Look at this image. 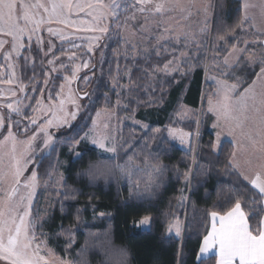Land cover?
<instances>
[{
	"label": "trees",
	"instance_id": "obj_1",
	"mask_svg": "<svg viewBox=\"0 0 264 264\" xmlns=\"http://www.w3.org/2000/svg\"><path fill=\"white\" fill-rule=\"evenodd\" d=\"M242 17L240 0H217L213 29L210 39L208 38L209 58L207 48L199 52L193 62L194 70L179 77L183 82L179 89L174 86V78L164 80L156 73V70L163 69L164 65L177 58V54H164L160 57L153 54L146 59L119 62L123 72H131L133 85L128 94L121 95L126 109L118 113L119 120L128 116L142 121L145 113L150 118L149 129L161 130L159 133L146 134L140 129L125 125L119 135L117 163L124 164L128 156L132 155L135 163L145 170L140 176L133 177L134 180H139V188L132 186L115 167L110 172L90 175L89 166L97 163L99 152L79 143L78 152L82 154V158L73 159L68 154L72 137L67 134L57 137L59 147L54 153L36 161L40 186L48 184L52 187V177L63 171L66 164L62 191L50 190L58 201L51 218L44 226L58 258H68L72 264H216L215 258L198 262L203 238L209 232V214L216 211L223 215L229 207V201L240 195L250 222L254 215L264 216V212L259 211L262 202L254 190H244L237 194L230 188L229 182L233 185L240 183L238 178L228 174L229 169L226 167L233 148L230 143H225L222 152L214 154L210 147L214 144V137L209 131L212 120L209 115L205 116L190 190L187 182L191 177V154L172 143L165 131L166 128L193 130L192 123L181 125L170 119L182 106L197 111L206 91L212 97L215 88L204 84L206 65L209 67L208 71L211 70L216 77L227 83L239 81V89L254 79V68L244 59L234 69H225L222 63L216 66L213 62L223 59L231 42L238 41L237 46L242 47L243 41L251 38V29L243 32L238 27ZM220 36L224 39H218ZM217 46L224 48L218 56L214 55L219 51ZM26 47L29 46L26 44ZM43 61L42 54L35 45L25 50L19 59L21 80L29 89L27 100L31 101L26 119H30L42 93L46 70ZM225 71L227 75L222 74ZM62 84V77L54 79L53 97L58 95ZM35 85L37 86L33 92L31 87ZM109 99V109H112L116 96L111 95ZM171 100L175 102V106L169 116L171 108L169 109L168 103ZM105 102L104 96L99 95L98 102L90 105L89 115L77 125H82L83 122L89 127L90 116L104 109ZM15 130L21 136L20 130ZM83 131H87V128L82 127L81 135ZM147 135L158 137L149 141V149H145L141 143V137ZM121 145L124 147L121 148ZM153 166L159 167L162 173L153 172ZM149 180L151 182L146 183ZM187 188L188 201L183 204ZM253 200L256 203H252ZM145 216L150 217L148 232L137 229V224ZM175 222L183 225L184 234L181 239L168 236V228Z\"/></svg>",
	"mask_w": 264,
	"mask_h": 264
},
{
	"label": "snow or ice",
	"instance_id": "obj_2",
	"mask_svg": "<svg viewBox=\"0 0 264 264\" xmlns=\"http://www.w3.org/2000/svg\"><path fill=\"white\" fill-rule=\"evenodd\" d=\"M194 8L197 15L201 12L206 13L208 10V6L197 7V0H35V2L0 0V37L10 38V41L0 39V51L6 43H10V50L5 54V59H11L13 53L19 56L20 50L25 47V38L31 41L33 34L40 31L42 25L53 23L75 27L78 31L99 32L101 36L89 37V53L93 51L92 42H98L103 34L108 33L109 23L130 33V35L122 36V39L134 52L139 43L145 40H154L159 43L160 40L172 39L176 43L182 42L185 47L192 43L199 49L200 41L195 34L183 31V26L178 31L166 23L168 20H175L176 24L180 25L181 21H187L193 16ZM242 11L243 17L238 27L243 32L251 29V38L245 39L242 47L237 46L238 41L231 42V47L224 52L223 59L213 62L216 66L222 63L224 68L228 69L233 67V62L244 59L250 67L254 68V79L239 90V81L233 84L217 81L219 85L217 95L220 98L215 105L211 98L208 100V111L215 113L217 117L213 125L217 129L215 143L210 147L214 152H222V137L225 138L224 142L232 144L233 150L228 157L226 167L229 169L228 174L238 178L240 183L233 185L229 182V186L237 194L244 190H254L262 202L259 211L264 212V0H243ZM81 13L90 17L91 20L79 19ZM137 13L143 17L141 23H136ZM176 14H179V18ZM73 15L77 17L76 20L72 19ZM122 15L123 23H121ZM150 17L157 22L156 27L159 31L155 35L145 36L144 33L152 32V29L148 27ZM129 22H132L131 26ZM206 30L207 22L205 21V27H202L200 32L203 34ZM47 31L50 34H59L51 27ZM60 38L67 37L61 35ZM218 39L223 40L224 37L220 36ZM40 40L41 38L37 36V42ZM95 46H98V43ZM217 47L219 51L214 53L216 56L220 54V51H224L223 47ZM144 51L147 52L148 49L145 48ZM181 55H187V53L182 52ZM83 67L87 68L88 64L85 63ZM177 67L169 69L166 64L164 70L171 72L177 70ZM255 68H258V71H255ZM222 74L227 75V72ZM84 79L87 83L88 78ZM4 82L12 84L13 80L9 78ZM19 90L23 92L24 86L20 85ZM11 95L15 96L16 91H11ZM84 95L86 96L87 93ZM20 103L21 101H16L4 105L10 113L9 121L12 119L11 113L27 117L26 113L21 112ZM72 103L76 104V101L73 100ZM63 105L64 101H60V107L57 110L63 115L53 114V118L48 119L45 125L39 126V130L31 140L34 141L37 135L43 133L41 150L47 149V154L50 156L57 150L59 143H53V137L47 128L66 126L70 130L67 135L72 137L69 141L70 151H74L81 141H90L100 150L97 154V163L89 166L90 175H95L97 172H110L115 167L132 186L139 188V180H134L133 177L140 176L145 170L135 163L133 156L129 155L124 164L117 163L119 160L117 144L111 142L114 137L101 134L89 135V133H96L100 113H96V119L91 121L90 128L83 122L82 125L74 127L69 123V119L76 120L79 105L77 104L76 111L71 113L67 112ZM5 121V116L0 114V129L7 131V136L0 142V261H5L6 264H50L48 256L41 255V245L35 243V221L30 218L32 201L39 186V177L33 170L22 181L21 177L30 161L25 160L24 164H21V155L16 148V137L10 130V123L8 128H5ZM31 124L36 125L37 120L31 118ZM82 127L87 128V131H83L81 135ZM103 127L107 128L108 124L105 123ZM141 128L146 134L161 131L159 128L149 129L148 125L144 124ZM165 131L168 137L179 139L181 144L186 143L187 139L193 136V133L184 132L182 129L166 128ZM195 136H199V124H197ZM157 138L155 135L142 136L141 143L145 149H149V141ZM159 138L163 139V137ZM9 141L12 142L11 148L6 151L5 145ZM120 147L123 148L124 145ZM30 150L31 141L27 142L25 153ZM75 155L82 158V154L78 151ZM5 157L8 160L7 164H5ZM153 172L162 173V170L153 166ZM150 182V180L146 181V183ZM65 196L67 198V194ZM241 201L242 197L236 195L229 201V207L223 215L216 211L209 214L212 221L211 231L204 236L203 246L199 251L201 254H207L215 250L214 258L217 264H264V216L254 215L250 222L249 214ZM252 203L256 201L253 200ZM149 222L150 217L147 216L140 221L142 225H148ZM168 231L172 232V226H169ZM180 235L181 230L177 226L175 236ZM60 264H67V262L61 261Z\"/></svg>",
	"mask_w": 264,
	"mask_h": 264
},
{
	"label": "rangeland",
	"instance_id": "obj_3",
	"mask_svg": "<svg viewBox=\"0 0 264 264\" xmlns=\"http://www.w3.org/2000/svg\"><path fill=\"white\" fill-rule=\"evenodd\" d=\"M35 2V0H32ZM241 7L243 6V0H240ZM208 6L206 13L201 12L200 14H195L196 9H193V16L187 21H181L180 25H177L175 20L166 21L169 27L175 28L178 31L181 30L183 26V31H190L195 34L200 41V48L197 49L194 44L189 43L187 47L181 42L176 43L174 40H160L157 43L154 40H145L139 43L137 50L132 51L127 44L124 43L122 36L130 35L129 32L118 29L114 24L109 23V31L106 34H103L102 38L98 42L93 43V51L89 53L88 48L90 44L89 37L101 36L99 32H85L78 31L75 27L65 26L64 24L53 23L51 25L44 24L41 26L40 31L33 34L32 40L28 41L25 38V47L20 50V55L17 56L16 53L12 54L11 59H5V54L10 50V43H6L2 51H0V114H3L6 118L5 128H8L9 123L11 124L10 130L16 137V148L18 154L21 155V164H24L25 160L30 162L27 165V170L23 173L21 177L22 181L29 176V174L37 168L36 161L42 158L48 157L47 149H42L43 143V133H40L36 136L34 141L31 140L32 136L39 130V126L46 124L48 119L53 118V114L56 116H62L63 113L57 111L60 107V101H64V109L71 113L76 111V105H79V114L77 115L76 120L69 119V123L74 127L77 125L86 115H89V107L92 104L98 102L99 95H103L106 99V104L104 109L97 111L100 113V118L98 120L99 127L96 129V133L101 135H109L114 137V142L118 146V138L121 134L125 125L132 126L134 128L140 129L141 125H148L150 118L144 113L142 121L137 117L130 118L125 116L122 121L118 118V113L121 110L126 109V105L122 103L121 95L128 94L132 89L133 85L131 83V72H123L119 67V62H126L129 60L136 61L138 59H146L153 54L160 57L164 54L176 55L171 63L168 64V68L172 69L174 66H178L177 70L166 72L163 69L156 70V73L163 78L164 80L174 78L175 88H181L183 82L179 77L185 76L187 73L194 70V60L197 59L198 54L203 49L210 48V37L213 29L214 18L216 14L217 0H197V7L203 8ZM149 7H151L149 5ZM131 11V9L129 10ZM179 18V14H176ZM72 19L76 20L77 17L73 15ZM81 20L90 21V17H86L83 13L80 14ZM143 17L137 13L136 23H141ZM205 21L207 22V30L205 33H201L200 29L205 27ZM124 22V16H121V23ZM132 22H129L131 26ZM157 22L154 18H149L148 27L152 29L150 33H144L145 36L155 35L159 28L156 27ZM51 27L54 30H57L59 34H50L47 29ZM63 35L67 37L66 39H61L60 36ZM37 36L41 38L40 42H37ZM0 39L9 40V37H0ZM183 40V37H181ZM210 39V38H209ZM209 42V44H208ZM98 43V46L95 44ZM26 44L29 46L26 47ZM35 45L38 50L41 52L43 57L45 70V79L42 83V93L38 99V102L31 112L30 119H26L24 115L17 116L15 113H11V121L8 120L10 115L9 110L4 107L9 102L15 103L16 101H21L19 107L22 113L30 108L31 101L27 97L29 89L22 83L21 80V71L19 59L23 56L25 50L29 49L30 46ZM147 48L148 51L145 52L144 49ZM62 50V51H61ZM158 52V54H157ZM182 52H186L187 55H181ZM48 53V55H45ZM195 53V55H193ZM210 51L208 49L207 58H209ZM55 57V59H53ZM49 61H52L51 63ZM113 61V62H112ZM32 64V60L30 61ZM87 63L88 67L85 68L83 65ZM224 66V65H223ZM53 68L55 70H53ZM208 65H206V76L204 84L208 87L213 86L214 80L213 77H216L214 73L208 71ZM56 77H62L63 84L61 85L58 95L53 97L52 88L54 84V79ZM85 77L88 78V82H85ZM12 78L13 83H5L7 79ZM219 79V78H218ZM221 80V79H220ZM223 81V80H222ZM230 84V83H228ZM24 86V91L19 90V86ZM113 85H116L113 87ZM37 85L31 87L35 90ZM214 87V86H213ZM239 87V86H238ZM16 91V95L12 96L11 91ZM205 90V87H204ZM205 92V91H204ZM87 93L85 96L84 94ZM117 93L119 95H117ZM111 95L116 96V101L114 102L113 108L109 109V97ZM51 96V99H49ZM84 98L81 99L80 97ZM208 96V97H207ZM211 97L209 92L206 91L203 95L201 106L197 111H194L186 106H182L179 109L177 114H173L170 119L173 122H179L181 125L192 123L193 130L184 132L193 133L192 137L187 139V142L181 144L179 139H172L169 137V140L172 143H175L181 150L190 153L192 157V170L191 177L188 179L187 187L190 190L192 173L196 166L199 144L202 138V132L205 124V116L210 114L208 111V100L206 98ZM75 100L76 104H73L72 101ZM119 100V103L117 101ZM169 109L171 108L168 115H171V111L175 106L174 101H170ZM96 112V113H97ZM96 113L90 116V120L96 119ZM31 118L37 120L36 125L31 124ZM139 122V123H136ZM107 123L108 127L104 128L103 125ZM197 124H199V136H195L197 131ZM91 127V122L90 126ZM19 129L21 136L18 135L15 129ZM181 129V128H179ZM49 134L53 137V143H59L57 137L59 135H65L70 130L64 127H53L49 126L47 128ZM7 136V131L0 129V142L4 140ZM28 136V137H26ZM23 137V138H22ZM31 141V150L25 153L27 147V142ZM11 141L5 145V150H10ZM83 146L91 147L98 152L100 150L91 142H80ZM63 145V144H62ZM61 145V146H62ZM78 145L74 151H68L69 155L73 156V159L78 158L75 155V152L78 151ZM8 163L7 157H5V164ZM66 164L63 166V171H61L57 176L52 177L53 185L38 186L36 189L35 196L32 201L31 208V219L35 221L34 224V233L36 236L35 243L41 245V255H47L50 261V264H60L61 261L67 262V264H72L68 258L60 259L55 254V249L51 244V237L48 233L45 232L44 226L51 218L58 198L51 195L50 190H56V192H61L64 182H65V173L64 170ZM188 188L186 189L183 195V204H186L188 201ZM23 193V189L21 190ZM179 226L181 230V235L177 238H183L184 230L181 223L174 224L172 226V232L168 236H175V229ZM0 264H6L5 261H0Z\"/></svg>",
	"mask_w": 264,
	"mask_h": 264
},
{
	"label": "crops",
	"instance_id": "obj_4",
	"mask_svg": "<svg viewBox=\"0 0 264 264\" xmlns=\"http://www.w3.org/2000/svg\"><path fill=\"white\" fill-rule=\"evenodd\" d=\"M251 11L255 12L256 10H251ZM239 62H240V61H238V62H233V67L228 68V69H234V68L238 65ZM213 80H214L213 86H214L215 90H214V93H213L211 99H212V103L215 105V104L217 103L218 99L220 98V97L217 95V93H218V88H219V85L217 84V81H220V82H224V81H222V80H220V79H218V78H215V79H213ZM238 90H239V87H238ZM207 115H209V116L211 117V119H212V120H211L210 127H209V131H210V133L213 135V137H214V143H215V132L217 131V129L214 128L213 125H214V123H216L217 117H216L215 113H213V112H211L210 114L207 113ZM224 140H225V138L222 137V146H223V144L226 143V142H224ZM230 144H231V143H230ZM231 145H232V144H231ZM213 152H214V150H213ZM214 154H215V155H219L220 152H219V153L214 152ZM177 223H179V222H175V223H173V225H174V224H177ZM209 223H210V227H209V232H210V231H211V223H212V221H211V217H209ZM173 225H172V226H173ZM150 226H151V223H150V222H149L148 225H142L141 223H138V224H137V229L140 230V231L148 232V231L150 230ZM209 232H208V233H209ZM202 246H203V242H202L201 247H202ZM214 253H215V250H211V251H210L209 253H207V254H201L200 251H199L198 262H202V261H206V260H209V259H211V258H214ZM216 264H217V260H216Z\"/></svg>",
	"mask_w": 264,
	"mask_h": 264
}]
</instances>
